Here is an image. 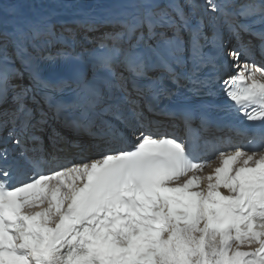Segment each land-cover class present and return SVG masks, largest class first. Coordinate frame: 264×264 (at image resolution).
Instances as JSON below:
<instances>
[{
  "label": "snow or ice",
  "instance_id": "6c2138e0",
  "mask_svg": "<svg viewBox=\"0 0 264 264\" xmlns=\"http://www.w3.org/2000/svg\"><path fill=\"white\" fill-rule=\"evenodd\" d=\"M213 109L246 142L198 146ZM0 132V264H264V0H14Z\"/></svg>",
  "mask_w": 264,
  "mask_h": 264
},
{
  "label": "bare ground",
  "instance_id": "6f19581e",
  "mask_svg": "<svg viewBox=\"0 0 264 264\" xmlns=\"http://www.w3.org/2000/svg\"><path fill=\"white\" fill-rule=\"evenodd\" d=\"M11 2H14V0H0V7L5 6ZM83 3H90V0H82ZM201 3H203V0H200ZM234 41V40H233ZM241 59L243 60V57H241ZM255 61H259V58H257V56L255 57ZM251 62V61H250ZM216 166V164L213 165V168ZM212 169L211 168H207L204 174H207L208 172H211Z\"/></svg>",
  "mask_w": 264,
  "mask_h": 264
}]
</instances>
